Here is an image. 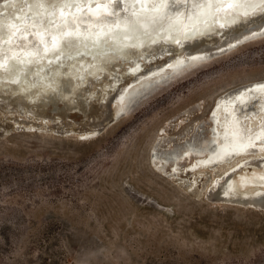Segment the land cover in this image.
Listing matches in <instances>:
<instances>
[{
    "label": "rangeland",
    "instance_id": "374dc122",
    "mask_svg": "<svg viewBox=\"0 0 264 264\" xmlns=\"http://www.w3.org/2000/svg\"><path fill=\"white\" fill-rule=\"evenodd\" d=\"M261 79L264 38L167 81L94 139L0 111V264H264V211L206 196L237 159L191 186L187 162L175 174L151 157L210 137L216 97Z\"/></svg>",
    "mask_w": 264,
    "mask_h": 264
},
{
    "label": "bare ground",
    "instance_id": "6f19581e",
    "mask_svg": "<svg viewBox=\"0 0 264 264\" xmlns=\"http://www.w3.org/2000/svg\"><path fill=\"white\" fill-rule=\"evenodd\" d=\"M0 6V111L32 129L79 138L100 134L167 81L264 38V0H1ZM214 107L210 137L185 138L163 153L156 144L151 157L170 163L175 174L187 162L191 186L207 168L237 159L209 181L207 198L264 211V79L227 89Z\"/></svg>",
    "mask_w": 264,
    "mask_h": 264
},
{
    "label": "water",
    "instance_id": "95a60500",
    "mask_svg": "<svg viewBox=\"0 0 264 264\" xmlns=\"http://www.w3.org/2000/svg\"><path fill=\"white\" fill-rule=\"evenodd\" d=\"M214 108H215V107H214V105H213L212 108H211V111H210V113H209V116H212V113H213L212 110H213ZM120 115H121V116H122V115L124 116V115H125V112H121ZM121 116H120V117H121ZM123 116H122V117H123ZM112 124H113V123H112ZM112 124H110V125H112ZM110 125H109V124H106V126L103 128L102 132H104V130H105L107 127H109ZM102 132H101V133H102ZM101 133H100V134H101ZM100 134L95 135V136H90V137H88V138H82V137H80L79 139H80V140H83V141H86V140L94 139V138L98 137ZM208 200H209V199H208ZM209 201H210V200H209ZM255 210H256V211H261V210H258V209H255Z\"/></svg>",
    "mask_w": 264,
    "mask_h": 264
}]
</instances>
